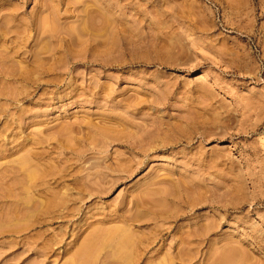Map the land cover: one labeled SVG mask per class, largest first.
<instances>
[{
	"label": "rangeland",
	"instance_id": "374dc122",
	"mask_svg": "<svg viewBox=\"0 0 264 264\" xmlns=\"http://www.w3.org/2000/svg\"><path fill=\"white\" fill-rule=\"evenodd\" d=\"M221 256L264 264V0H0V264Z\"/></svg>",
	"mask_w": 264,
	"mask_h": 264
},
{
	"label": "bare ground",
	"instance_id": "6f19581e",
	"mask_svg": "<svg viewBox=\"0 0 264 264\" xmlns=\"http://www.w3.org/2000/svg\"><path fill=\"white\" fill-rule=\"evenodd\" d=\"M86 11V10H85ZM93 17V16H92ZM85 21V20H84ZM107 22V21H106ZM53 23V22H52ZM100 23V22H99ZM50 29L49 30H51V28H52V24H51V27H49ZM3 72V71H2ZM6 76V75H5ZM130 138V137H129ZM133 138V137H132ZM126 141V140H125ZM136 142V141H135ZM139 143V142H138ZM140 143H142V139H141V142ZM132 146H133V144H131ZM131 146V147H132ZM136 146V145H135ZM137 147V146H136ZM131 149V148H130ZM143 149V148H142ZM146 149V148H145ZM133 150V149H132ZM141 154V153H140ZM146 154V153H145ZM139 162V161H138ZM115 163V162H114ZM112 164V163H111ZM30 165V164H29ZM33 175V172L32 171H29L28 173H27V176L28 177H31ZM122 176V175H121ZM26 179V178H25ZM26 181H28L27 179H26ZM23 182V181H22ZM22 187V186H21ZM23 188V187H22ZM24 191V190H23ZM145 191V190H144ZM10 192V191H9ZM151 192V191H150ZM24 193H26V192H24ZM10 194V193H9ZM97 195V194H96ZM153 198V197H152ZM155 199H156V197H154ZM148 199H150V198H148ZM145 200V199H144ZM143 200V201H144ZM159 200V199H158ZM157 199L155 200V201H158ZM148 201V200H147ZM152 202H153V199H152ZM151 202V203H152ZM151 206V205H150ZM32 207V206H31ZM69 207V206H68ZM14 210V209H13ZM125 213H126V211H125ZM137 215V214H136ZM135 215V216H136ZM65 216H67V214L65 215ZM64 216V217H65ZM62 217V216H61ZM136 219H137V216L135 217ZM139 218V217H138ZM106 230H103V232H105ZM109 231L107 230V233H108ZM188 232V231H187ZM186 234V233H185ZM187 235V234H186ZM183 236V235H182ZM96 237V236H95ZM91 239H89V242L91 243V241H90ZM93 240V239H92ZM91 246V245H90ZM87 246L86 245H84L82 248H80L79 250H78V253H82V252H84V251H86V248ZM89 247V246H88ZM225 248H228V247H225ZM230 253H232V251L230 252ZM83 254V253H82ZM218 255H220V254H218ZM231 255V254H230ZM235 255V254H234ZM226 256V255H225ZM224 256V257H225ZM230 257H232V256H228V258L227 257H225V260L222 258V256H221V258L220 259H222L221 261H222V263L223 262H225L226 261V259H228V261L230 260ZM215 258V257H214ZM224 260V261H223ZM217 261V260H216ZM227 261V262H228ZM227 262H225V264H227ZM214 263V262H213ZM219 263H220V261H219ZM224 264V263H223Z\"/></svg>",
	"mask_w": 264,
	"mask_h": 264
}]
</instances>
